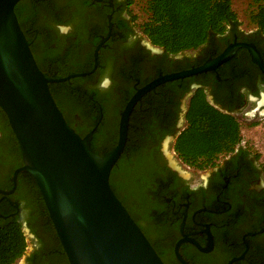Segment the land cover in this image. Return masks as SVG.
<instances>
[{"label":"flooded vegetation","instance_id":"af4514ba","mask_svg":"<svg viewBox=\"0 0 264 264\" xmlns=\"http://www.w3.org/2000/svg\"><path fill=\"white\" fill-rule=\"evenodd\" d=\"M46 1L39 10L32 0L24 4L32 24L26 38L44 57L45 76L90 73L52 94L69 126L81 138L91 134L90 145L101 157L117 145L128 102L160 76L199 67L236 44L253 45L264 66V34L255 29L230 27L198 49L169 54L143 35L126 0ZM199 89L241 127L264 118V74L239 47L216 70L160 84L141 97L128 118L129 151L111 171L113 189L164 264H264V166L258 154L242 139L200 170L173 149ZM23 165L0 110V225L21 224L27 241L22 264H69L34 177L19 172L13 181Z\"/></svg>","mask_w":264,"mask_h":264},{"label":"water","instance_id":"95a60500","mask_svg":"<svg viewBox=\"0 0 264 264\" xmlns=\"http://www.w3.org/2000/svg\"><path fill=\"white\" fill-rule=\"evenodd\" d=\"M20 1L0 0V109L24 159L14 183L19 172L34 177L69 264H164L110 186L111 171L125 148L129 115L147 92L214 71L239 47L249 51L264 74L258 52L253 45H232L199 67L160 76L146 85L121 114L116 147L101 157L91 150V134L81 138L69 126L49 88L90 73L57 79L43 74L15 13ZM98 51L99 47L93 71Z\"/></svg>","mask_w":264,"mask_h":264},{"label":"trees","instance_id":"16d2710c","mask_svg":"<svg viewBox=\"0 0 264 264\" xmlns=\"http://www.w3.org/2000/svg\"><path fill=\"white\" fill-rule=\"evenodd\" d=\"M27 1L29 0H21L15 7L20 27L26 37L27 33L32 32L31 20L22 12ZM32 1L34 9L39 10L47 5L46 0ZM126 2L132 4L131 0ZM144 3L146 18L139 24V28L152 45L169 54L198 49L216 36L225 34L228 28L240 25L231 0H145ZM133 18L136 20L137 17ZM247 21L257 32L264 34V0H250ZM28 40L32 41L29 36ZM34 46H31V51L42 71L44 57L36 55ZM71 72L82 73L84 70ZM65 76L66 73L49 77L57 79ZM80 80L82 79L76 78L73 82ZM67 85V81L50 84L51 94L56 87ZM186 117L187 127L177 138L173 149L190 167L204 170L213 166L219 154L233 151L242 140L241 125L232 116L225 115L210 105L202 89L197 90L192 98ZM90 147L98 155L94 143ZM128 151L127 141L123 156ZM112 177L110 186L117 196L112 186ZM121 203L123 204L122 201ZM26 247V236L20 223L8 220L0 225V264H16L24 256Z\"/></svg>","mask_w":264,"mask_h":264},{"label":"rangeland","instance_id":"374dc122","mask_svg":"<svg viewBox=\"0 0 264 264\" xmlns=\"http://www.w3.org/2000/svg\"><path fill=\"white\" fill-rule=\"evenodd\" d=\"M232 8L236 12L240 26L245 29H254L248 24L247 15L250 10V0H231ZM130 10L142 23L146 16L144 14L145 0H131ZM242 139L248 143L250 149L258 154L259 163L264 166V119L255 122L244 121L241 127ZM19 260L16 264H21Z\"/></svg>","mask_w":264,"mask_h":264}]
</instances>
